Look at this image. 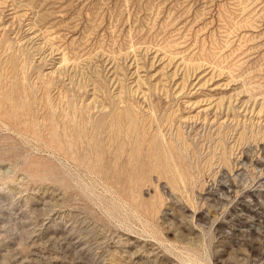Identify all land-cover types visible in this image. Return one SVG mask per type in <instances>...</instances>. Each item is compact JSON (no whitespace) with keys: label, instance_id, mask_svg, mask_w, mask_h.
<instances>
[{"label":"rangeland","instance_id":"obj_1","mask_svg":"<svg viewBox=\"0 0 264 264\" xmlns=\"http://www.w3.org/2000/svg\"><path fill=\"white\" fill-rule=\"evenodd\" d=\"M0 264H264V0H0Z\"/></svg>","mask_w":264,"mask_h":264},{"label":"bare ground","instance_id":"obj_2","mask_svg":"<svg viewBox=\"0 0 264 264\" xmlns=\"http://www.w3.org/2000/svg\"><path fill=\"white\" fill-rule=\"evenodd\" d=\"M64 61V60H63Z\"/></svg>","mask_w":264,"mask_h":264}]
</instances>
